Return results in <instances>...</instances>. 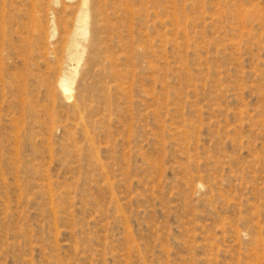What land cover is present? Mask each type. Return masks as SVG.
Returning <instances> with one entry per match:
<instances>
[{
    "label": "rangeland",
    "instance_id": "obj_1",
    "mask_svg": "<svg viewBox=\"0 0 264 264\" xmlns=\"http://www.w3.org/2000/svg\"><path fill=\"white\" fill-rule=\"evenodd\" d=\"M89 1L0 0V264H264V0Z\"/></svg>",
    "mask_w": 264,
    "mask_h": 264
},
{
    "label": "bare ground",
    "instance_id": "obj_2",
    "mask_svg": "<svg viewBox=\"0 0 264 264\" xmlns=\"http://www.w3.org/2000/svg\"><path fill=\"white\" fill-rule=\"evenodd\" d=\"M83 7L80 9L79 11V15L77 16V25L75 28V33L71 39V48L76 49L79 46H81V43L83 42V40L86 37L87 34V29L89 26V18L91 16V5H90V1L89 0H83ZM78 59H80V57H76ZM74 72L71 73V75H68L67 77L63 78L61 80V87L62 90L64 92H68L70 89V85L69 82L73 81V74ZM66 94V93H64ZM67 96H70L69 94H67Z\"/></svg>",
    "mask_w": 264,
    "mask_h": 264
}]
</instances>
